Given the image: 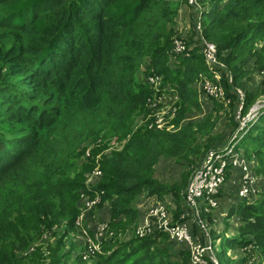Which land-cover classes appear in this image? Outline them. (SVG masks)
Wrapping results in <instances>:
<instances>
[{
	"label": "trees",
	"instance_id": "obj_1",
	"mask_svg": "<svg viewBox=\"0 0 264 264\" xmlns=\"http://www.w3.org/2000/svg\"><path fill=\"white\" fill-rule=\"evenodd\" d=\"M188 3L199 13L195 34L178 38L171 0H0V32L9 34V44L0 43V186L12 184L0 194V264H191L188 248L163 232L127 234L142 218L137 203L143 191L164 200L175 219L188 211L183 193L195 160L218 138L213 134L218 112L233 113L237 90L264 69V0ZM175 39L185 43L188 55L173 51ZM204 41L215 45L223 65L219 84L225 101L203 92L206 97L199 98L196 87L213 76L201 51ZM149 76L161 79L158 93L177 95V130L133 127L154 94ZM244 95L243 116L255 101L252 92ZM189 109L204 114L181 123ZM68 119L85 133L64 141L51 160L44 139L57 140L58 124ZM230 119L235 131L238 121ZM254 119L232 143L257 160L256 171L264 177V108ZM9 124L22 126L17 136L6 130ZM101 132L102 141L116 134L120 145L102 154L101 175L87 185L85 175L102 149L79 159L78 147ZM160 157L182 165L178 179L154 177ZM83 197L99 199L95 205L105 227L102 238L93 232L75 245L69 232L78 229ZM245 198L249 201L236 209L231 206L237 200L231 202L226 213L225 226L238 219L234 232L224 227L212 239L226 249L251 246L239 264L248 253L250 264H264V193ZM190 227L193 235L201 231L195 222ZM176 245L182 247L174 250Z\"/></svg>",
	"mask_w": 264,
	"mask_h": 264
},
{
	"label": "rangeland",
	"instance_id": "obj_2",
	"mask_svg": "<svg viewBox=\"0 0 264 264\" xmlns=\"http://www.w3.org/2000/svg\"><path fill=\"white\" fill-rule=\"evenodd\" d=\"M189 0H171L174 7L177 9V13L175 16V20L173 21V26L177 29L178 38L186 37L189 38L190 36H194L193 31V25L195 24L194 19L196 15L199 16V13L196 12V8L188 5ZM190 2V1H189ZM200 25L197 23L195 25V30L197 31V26ZM0 43L1 44H9V34L8 33H1L0 32ZM209 66V70L212 71V77H210L209 82L213 83L212 85L214 88H216L217 84L222 90V94L220 93L217 96V99L226 100V95L224 94V91L222 87L219 84V81L221 79L222 74L219 73L220 68L218 64L212 65L207 63ZM206 76L203 75L202 79H205ZM150 80H146L148 86L151 90L154 91L153 96L155 95V88L159 90L160 84H150ZM151 82V81H150ZM152 83V82H151ZM216 85V86H215ZM201 87V88H200ZM200 87L197 86L196 89L199 92V98L201 99L203 96L206 97L202 90V83L200 82ZM252 92L255 96L254 104L249 109L248 113H246L244 116L240 113V108L242 106V103L244 101V92ZM204 94H203V93ZM239 102L236 105V109H233V113L226 108L225 111L220 110L218 112V116L216 117V124L214 127L213 134L216 135L218 138L215 140L214 146L212 149L217 148H225L228 146V150L230 151L228 154V159L225 161V166L222 172L223 178L221 179V184L218 189V194L222 193L221 196H218L215 198V204L214 201H212V206L208 207L202 206L200 202L198 201L199 206L201 207L202 211L200 213V218L204 222V224L207 226L208 230V236L209 239L207 240L205 238V235L201 236V242L204 246L209 247V250L205 256V262L206 264H224L225 259L229 264H239L240 260L242 259V256L244 255L245 251L251 249V246H247L245 250L237 249V248H225L220 246L218 241L212 239L213 234L215 232H220L226 228L227 233L234 232V228L237 226L238 219H229L227 222L228 226H225V217L226 213L230 210L232 207L233 209L238 208L241 204L248 202L249 199H236L235 194L239 195V191L243 188L244 184L248 186L249 188V194L252 195L254 198H258L264 193V177L257 173L256 168L258 165L257 160L253 156L246 157L243 150H237V148H233L234 143H238L243 134L247 131L249 127L247 125L248 122L252 121L254 122V116L255 114L264 108V69L255 71L250 74V76L245 80L244 86L241 89L237 90ZM162 95H159L155 99L153 96L147 101V106L145 108L144 113L140 114L137 118L133 119V127L137 128L141 123L148 124V127L151 128V124H156L157 127L164 129V130H177L178 127L175 126L174 120L176 119L178 115V105H176V99L177 95L174 94H168L167 91H161ZM206 99V98H205ZM204 113L202 111H197L195 109H189L181 123H185L187 121L193 122L194 120H198ZM217 114V113H216ZM235 115V117H233ZM243 116V117H242ZM140 117V118H139ZM233 118L235 121H238V128L233 131L231 119ZM78 119V118H77ZM76 119V120H77ZM229 119V121H228ZM72 119H68L65 121H62L60 124H58L57 130L58 138L56 140H50V138L44 139V152L47 151L51 155V160L56 157V155L59 153V149L61 148V145L64 141H76L77 138H80L84 135L85 131L82 125L78 124L77 121L74 123ZM155 126V125H153ZM22 126L17 125L13 126L12 124H9L8 127H6V130H9L10 134H14L17 136L20 133V128ZM104 132H101L99 134V138L92 140L91 138L84 139L81 144L78 147V150L80 151V158L83 159V157H89L96 148H101L102 150L99 151L93 161V166L90 172L86 173L85 175V181L87 185H90L91 183H95L99 177L95 178L92 177V172L96 167H99L100 159L102 158V154H109L111 150H114L117 148L120 144L117 141V135L113 134L112 137H108L105 141L103 140ZM238 135L237 140L232 143V139L234 136ZM232 143V144H231ZM237 147H239L237 145ZM240 148V147H239ZM210 148V150H212ZM85 150V151H84ZM84 153V156H83ZM82 155V156H81ZM197 159L196 166L193 167V170L195 167L197 168L202 160ZM182 165L178 164L174 159L171 158H165L160 157L158 162L155 165V171H154V177H156L159 181L162 182H170L173 180H176L180 177V173L182 171ZM37 174H35L36 176ZM190 176V175H189ZM7 180V179H5ZM4 181V180H3ZM2 182V181H1ZM0 182V183H1ZM0 188V194H3V191L8 190L12 188V184L7 181L3 184H1ZM145 195V192L143 191V195ZM141 196V197H142ZM83 200V201H82ZM237 200L233 206H228L229 203L234 202ZM94 200H86L84 197L81 199V211L80 215L78 217V229L71 230L69 232V236L72 238H69L70 241L74 242L75 245H80L83 243L84 239L87 238V234L95 232V234L99 237H103V232L100 234L98 232V229L102 228L104 223L102 222V218L104 216L101 215L100 217V211L101 208H97L94 203H92ZM201 203H204L203 200ZM169 204H172L170 202ZM186 204V203H184ZM173 207V206H172ZM188 212L184 213H192L194 214L195 209L187 206ZM169 209H172L168 206ZM104 212H108L107 209H103ZM183 213V212H182ZM90 215V216H88ZM191 220V221H190ZM190 225L191 222H196V218L193 217V215L190 216ZM188 222V224H189ZM198 224V223H197ZM214 230V232H212ZM79 232V233H78ZM131 234V235H130ZM128 233L127 236H134L135 231L132 229L131 233ZM50 233L48 234V236ZM224 237L220 238V242H224ZM182 246L176 245L174 246V250H178ZM184 250V248H182ZM244 251V252H243ZM218 252H225V257L221 258L217 256L219 255ZM188 253V252H187ZM190 253V252H189ZM188 256L190 254H187ZM246 263L250 264L249 261H252L254 259L252 256V253H248L246 255ZM212 258V259H211ZM190 260V257H189Z\"/></svg>",
	"mask_w": 264,
	"mask_h": 264
},
{
	"label": "built area",
	"instance_id": "obj_3",
	"mask_svg": "<svg viewBox=\"0 0 264 264\" xmlns=\"http://www.w3.org/2000/svg\"><path fill=\"white\" fill-rule=\"evenodd\" d=\"M190 3L195 0H189ZM200 26L198 25L197 28ZM173 51L175 53H183L188 55L187 47L181 39H175L173 42ZM202 54L206 63L215 65H222L217 57V50L213 43L204 41L202 46ZM147 80H150V84H160V78L158 76H149ZM212 85L213 83L205 79L202 82V90L209 96L217 98L222 92L221 88L217 84L216 88ZM154 100L158 99L161 93H158V89L155 88ZM241 109V108H240ZM155 125V126H153ZM152 127H157L156 124H151ZM159 128V127H158ZM235 137V136H234ZM230 146V145H228ZM228 146L225 148L212 149L207 152L201 164L195 168L189 178L188 184L183 193V200L187 206L194 208V214L182 213L178 219H175L172 209H169L164 200L161 199H148L146 203L144 214L138 225L135 227V235L137 237H145L152 235L154 232L165 233L169 240H172L178 244L185 245L190 252L191 264H206L205 256L209 250V247L204 246L199 240V237L195 236L191 232V227L188 224L189 219L187 217L193 215L196 218L197 225L199 226L200 232L205 235L208 240L207 226L200 218L202 211L198 204V201L202 206H212V201L215 204V198L218 195V189L223 178L222 172L225 166V161L228 159V153L230 152ZM234 148V145H233ZM101 175L99 167H96L92 172V177L95 178ZM249 188L244 184L243 188L239 191V196L245 198L249 196ZM88 199L87 197L85 198ZM92 203L96 204L99 200L97 197L92 199ZM203 200L204 203H201ZM105 227V223L102 228L98 229V232L102 233ZM100 233V234H101ZM212 259V258H211Z\"/></svg>",
	"mask_w": 264,
	"mask_h": 264
},
{
	"label": "crops",
	"instance_id": "obj_4",
	"mask_svg": "<svg viewBox=\"0 0 264 264\" xmlns=\"http://www.w3.org/2000/svg\"><path fill=\"white\" fill-rule=\"evenodd\" d=\"M149 198H151V199H160V198H157L156 196H142L141 198H139V201H138V205H137V207H138V210H139V212H140V216L142 217L143 215L142 214H144V211L146 210L145 209V205H146V203L148 202V199ZM231 203H229V205H230ZM228 205V206H229ZM188 212V211H187ZM184 213V212H183ZM190 214V213H189ZM140 220H141V218H140ZM190 220V219H189ZM191 221V220H190ZM189 222V221H188ZM189 225H190V222H189ZM195 233H196V231H198V229H194L193 230ZM195 236H197V237H201V236H203V234L199 231L198 232V234H196Z\"/></svg>",
	"mask_w": 264,
	"mask_h": 264
}]
</instances>
